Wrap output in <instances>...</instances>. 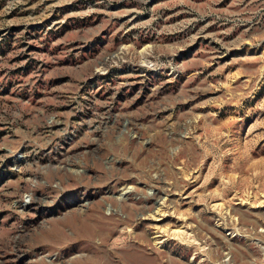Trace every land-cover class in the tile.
Segmentation results:
<instances>
[{"label":"rangeland","instance_id":"1","mask_svg":"<svg viewBox=\"0 0 264 264\" xmlns=\"http://www.w3.org/2000/svg\"><path fill=\"white\" fill-rule=\"evenodd\" d=\"M0 264H264V0H0Z\"/></svg>","mask_w":264,"mask_h":264}]
</instances>
